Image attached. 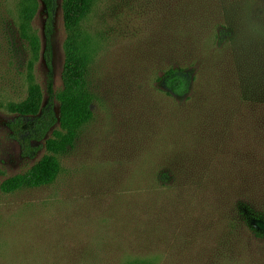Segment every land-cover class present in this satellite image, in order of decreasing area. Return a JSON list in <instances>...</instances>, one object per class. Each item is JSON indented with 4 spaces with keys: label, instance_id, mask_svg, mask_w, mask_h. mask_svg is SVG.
Returning <instances> with one entry per match:
<instances>
[{
    "label": "rangeland",
    "instance_id": "obj_1",
    "mask_svg": "<svg viewBox=\"0 0 264 264\" xmlns=\"http://www.w3.org/2000/svg\"><path fill=\"white\" fill-rule=\"evenodd\" d=\"M21 3L0 0V184L47 153L35 139L23 150L27 131L8 126L29 77L49 101L45 11L35 0V57ZM80 26L92 117L55 154L52 182L0 189V264H264V0H94Z\"/></svg>",
    "mask_w": 264,
    "mask_h": 264
},
{
    "label": "trees",
    "instance_id": "obj_2",
    "mask_svg": "<svg viewBox=\"0 0 264 264\" xmlns=\"http://www.w3.org/2000/svg\"><path fill=\"white\" fill-rule=\"evenodd\" d=\"M45 11L43 26V48L41 57L47 68V93L49 101L43 102L40 86L29 77L27 94L19 102H9L7 109L16 114L9 122V128L18 138L21 137L23 150L29 149L30 139L42 140L47 151L24 174H17L5 179L0 184L4 192L14 191L22 186H41L52 182L59 172V161L55 156L62 148L76 138L78 129L92 117V98L86 89V65L88 35L80 26L82 20L90 11L94 0H61V13L65 30L64 61L61 70V88L52 89V50L51 33L55 9L54 0H40ZM35 0H22L19 6V31L23 39L28 41L32 54L37 57L40 52L38 36L30 33L28 23L36 11ZM35 4V6H34ZM167 87L175 94L182 95L187 89V81L181 74L174 71L167 73ZM57 101L58 110L54 111L53 101ZM49 133L48 136L46 134ZM35 149V148H34Z\"/></svg>",
    "mask_w": 264,
    "mask_h": 264
}]
</instances>
